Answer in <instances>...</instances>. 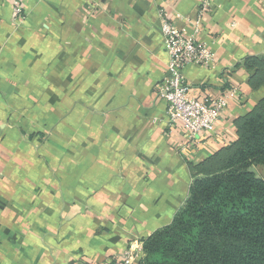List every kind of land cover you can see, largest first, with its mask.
<instances>
[{"label":"crops","instance_id":"crops-1","mask_svg":"<svg viewBox=\"0 0 264 264\" xmlns=\"http://www.w3.org/2000/svg\"><path fill=\"white\" fill-rule=\"evenodd\" d=\"M0 0V264H106L170 226L197 165L237 139L264 97V0ZM214 50L189 66L192 92L236 88L215 136L167 128L161 15Z\"/></svg>","mask_w":264,"mask_h":264},{"label":"trees","instance_id":"trees-1","mask_svg":"<svg viewBox=\"0 0 264 264\" xmlns=\"http://www.w3.org/2000/svg\"><path fill=\"white\" fill-rule=\"evenodd\" d=\"M243 67L251 90L264 87V58ZM235 128L234 142L191 165L189 201L145 242L140 264H264V97Z\"/></svg>","mask_w":264,"mask_h":264},{"label":"built area","instance_id":"built-area-1","mask_svg":"<svg viewBox=\"0 0 264 264\" xmlns=\"http://www.w3.org/2000/svg\"><path fill=\"white\" fill-rule=\"evenodd\" d=\"M14 20L23 23L27 19L24 0H11ZM213 0H202L197 14L196 34L201 31V23L209 12ZM161 33L168 55V76L163 80L159 96L167 102V128L181 131L188 141L199 136L212 137L222 116L229 109L230 100L237 94L232 88L216 95H197L192 92L185 76L189 66L213 68L216 63L214 50L208 43L199 42L188 36L166 14L161 15ZM144 256L143 246L137 250L131 247L120 258L106 264H140Z\"/></svg>","mask_w":264,"mask_h":264}]
</instances>
